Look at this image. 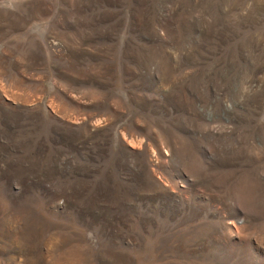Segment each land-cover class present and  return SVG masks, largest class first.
<instances>
[{"label":"rangeland","instance_id":"rangeland-1","mask_svg":"<svg viewBox=\"0 0 264 264\" xmlns=\"http://www.w3.org/2000/svg\"><path fill=\"white\" fill-rule=\"evenodd\" d=\"M0 264H264V0H0Z\"/></svg>","mask_w":264,"mask_h":264}]
</instances>
